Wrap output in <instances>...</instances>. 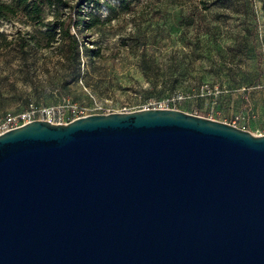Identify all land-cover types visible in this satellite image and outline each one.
<instances>
[{
	"label": "water",
	"instance_id": "95a60500",
	"mask_svg": "<svg viewBox=\"0 0 264 264\" xmlns=\"http://www.w3.org/2000/svg\"><path fill=\"white\" fill-rule=\"evenodd\" d=\"M0 264H264V133L160 108L1 132Z\"/></svg>",
	"mask_w": 264,
	"mask_h": 264
},
{
	"label": "rangeland",
	"instance_id": "374dc122",
	"mask_svg": "<svg viewBox=\"0 0 264 264\" xmlns=\"http://www.w3.org/2000/svg\"><path fill=\"white\" fill-rule=\"evenodd\" d=\"M82 11L100 20L81 35L97 53L81 50L65 81L66 39L39 30L67 7H47L42 24L21 14L0 22L27 42L0 47V116L33 107L72 120L74 107L138 110L177 95L174 109L264 133V0H92Z\"/></svg>",
	"mask_w": 264,
	"mask_h": 264
},
{
	"label": "trees",
	"instance_id": "16d2710c",
	"mask_svg": "<svg viewBox=\"0 0 264 264\" xmlns=\"http://www.w3.org/2000/svg\"><path fill=\"white\" fill-rule=\"evenodd\" d=\"M92 0H77L74 4L69 5L65 0H0V22L9 20L21 14L27 20L25 22L41 23L45 9L52 6L63 5L68 8V12L64 17L58 14L53 15L52 25L48 26L45 30L39 32L49 38L51 35L58 34L67 41V69L63 80L79 69L80 66V52L85 53L86 57H95L97 51L95 48L86 46L84 40L81 39L82 32L90 29L100 23V20L92 13L84 14L82 11L83 3H91ZM209 2L202 4L205 9ZM103 22L101 21V25ZM26 39L20 36L17 41L8 39V37L0 31V47L12 48L18 47L23 49L26 44ZM5 115V114H4ZM4 115L0 116L3 117Z\"/></svg>",
	"mask_w": 264,
	"mask_h": 264
},
{
	"label": "built area",
	"instance_id": "2783aa9c",
	"mask_svg": "<svg viewBox=\"0 0 264 264\" xmlns=\"http://www.w3.org/2000/svg\"><path fill=\"white\" fill-rule=\"evenodd\" d=\"M180 96H169L164 99L155 101L151 103L150 105L143 107L142 109L146 108H160V109H174V104L180 100ZM97 109L99 110V113H110V112H120V111H132V110H120V111H114L110 107H107V105L98 106ZM139 110V109H138ZM72 114H74L75 118L86 116L88 115L87 112H85L81 108L74 107L71 110ZM37 114V116H35ZM53 112L50 109L47 108H29V110L20 111L16 114H8L3 118H0V133L4 132L6 130H9L11 128L20 126L21 124H24L30 120L33 119H45L50 122L54 123H67L68 120H55L54 118H50Z\"/></svg>",
	"mask_w": 264,
	"mask_h": 264
}]
</instances>
